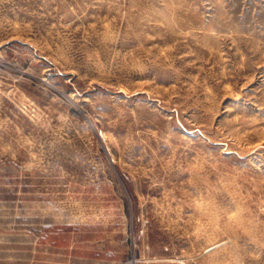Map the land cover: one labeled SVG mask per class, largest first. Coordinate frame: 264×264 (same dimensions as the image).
Segmentation results:
<instances>
[{
    "label": "rangeland",
    "instance_id": "obj_1",
    "mask_svg": "<svg viewBox=\"0 0 264 264\" xmlns=\"http://www.w3.org/2000/svg\"><path fill=\"white\" fill-rule=\"evenodd\" d=\"M0 264H264V0H0Z\"/></svg>",
    "mask_w": 264,
    "mask_h": 264
}]
</instances>
